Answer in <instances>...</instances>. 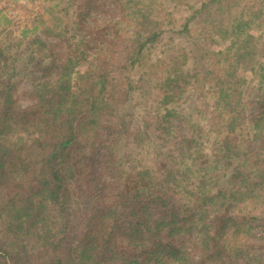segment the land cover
Instances as JSON below:
<instances>
[{"label":"trees","instance_id":"trees-1","mask_svg":"<svg viewBox=\"0 0 264 264\" xmlns=\"http://www.w3.org/2000/svg\"><path fill=\"white\" fill-rule=\"evenodd\" d=\"M64 1L0 34V264H264L260 0Z\"/></svg>","mask_w":264,"mask_h":264},{"label":"rangeland","instance_id":"rangeland-1","mask_svg":"<svg viewBox=\"0 0 264 264\" xmlns=\"http://www.w3.org/2000/svg\"><path fill=\"white\" fill-rule=\"evenodd\" d=\"M177 0H157L154 7L156 18L163 22L165 30H179L185 19L190 15L191 11L184 5H176ZM263 21L260 20L259 25L253 27L249 32L250 41L257 45L259 49L264 48V0H260ZM66 4L64 0H0V34L18 38L22 29H33L34 26L44 29H50L54 36L61 35V38H66V32L70 31V20L65 10ZM71 11V10H70ZM71 14V12H70ZM40 21L41 23L39 24ZM36 22V23H35ZM40 34V31L36 33ZM171 35V34H170ZM32 36V34H30ZM167 36H169L167 34ZM229 43H222L220 46L214 47L213 52L224 51ZM157 51L150 54V58H156ZM84 62H80L76 68V73L83 71L86 68ZM240 75L247 80L245 86L246 93L250 91V82H252L253 74L248 71H241ZM249 85V88H247ZM31 88L30 83H24L20 89L19 103L22 107H27L31 104V100L25 96V92ZM18 98V93H17Z\"/></svg>","mask_w":264,"mask_h":264}]
</instances>
